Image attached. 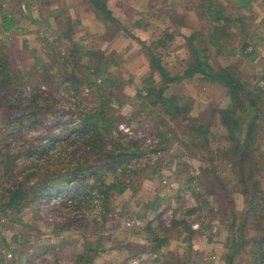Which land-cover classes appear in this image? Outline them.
I'll use <instances>...</instances> for the list:
<instances>
[{
	"label": "rangeland",
	"instance_id": "rangeland-1",
	"mask_svg": "<svg viewBox=\"0 0 264 264\" xmlns=\"http://www.w3.org/2000/svg\"><path fill=\"white\" fill-rule=\"evenodd\" d=\"M128 1L123 0V3ZM199 1L165 0L167 4H162L161 0H155L142 5L141 0H135L130 6L132 12L129 18L123 10L113 11V19L116 22L110 20L109 23L101 17L98 19L94 11L93 14L85 12L86 9H95L91 4L92 0H0V26L3 18L1 13L8 17L13 16L17 22L12 32L0 31V42L5 48L4 53H10L11 56L8 57L13 66L25 73L23 75L30 76L32 86H37V83L44 79L37 78L34 73V69L37 67L38 70L39 66L38 60L37 64L34 60L33 52L38 58L46 60L48 57L45 53L46 42L54 44L56 51L62 54L72 47L69 40L59 42L58 25L51 19L50 24L53 27L48 28L45 17L52 10L60 7L69 8L71 17L80 21L79 28L82 30L74 40L80 42L82 46L80 48L85 49L87 55L80 66H71L66 70L71 73L74 69L79 76L83 74L91 77L93 72L88 74L87 65L91 64L94 67L98 64L91 56L99 54L103 57L101 61L106 64V74L113 79L104 90L114 91L111 106L116 110V116L123 117L119 131L128 137L141 138L144 148L153 149L155 140L148 137L146 132L152 131L155 120L149 119L150 108L144 107L136 99L137 88L142 87L141 82L150 74L149 57L142 43L150 46L167 28L173 29L175 26L171 18L175 14L187 16L185 26L181 27L179 24L174 28L180 29V35L178 34L170 45L171 49L157 51L159 56H164L163 63L171 76L182 75V70L193 58L189 46L186 45V38L190 36L191 30L206 28V32H209L213 28L212 25L207 26L205 19H199L196 11L191 9L192 4L197 5ZM221 1L229 10L233 8L232 2ZM104 2L107 5L108 0ZM238 17L244 19L247 32L243 33L238 25L239 29L231 32L235 37L229 39L223 49L224 55L211 56V63L214 67L235 66L249 90L257 88L264 90V0H255L251 8L233 15L235 19ZM81 19L88 20L89 23H83ZM94 23L97 25L91 27ZM89 24L91 25L88 27ZM105 24L111 25L113 29L109 31L108 27L106 30ZM85 25L88 28H85ZM123 29L128 30V34ZM244 46H247V52L255 51L256 54L249 59L241 56ZM233 47L237 49V55L230 57L228 52ZM215 53L216 51H211V54ZM59 69L60 66L55 67L54 72ZM104 78L106 77H100L98 81ZM156 80L157 83L161 82L158 75ZM129 81L133 84L127 85ZM43 87L49 89L50 86L44 83ZM117 87H120L118 92ZM170 88L166 93L167 97L174 93L182 104L190 105L194 119L206 122L211 119L213 111L227 107L230 102L226 89L210 83L202 84L200 77L186 78ZM79 95L84 98L91 96L95 102L94 105H88L86 101L84 106L97 107L100 102L97 90L89 88L87 82L81 86ZM59 99L62 100L65 109H69L75 103L66 92H62ZM119 100L124 103L123 106ZM218 123L219 116H214L210 130L225 141L228 133L225 127ZM142 124L146 129L141 127ZM3 126L4 122L0 119V128ZM44 133L42 128L37 130L31 128L25 130L23 137L16 139L11 137L8 142L19 151L24 143L34 141ZM212 145L215 147L214 142ZM258 145H260L258 155H262L264 159V123L259 128V142L256 146ZM158 159L162 166L161 176L152 175L148 170V176L141 175L135 180L134 185L138 186V192L133 195L128 191L122 196H115V203H110L108 211L107 202L96 190L92 194V203L83 204L79 209L73 205L63 206L59 203L60 195H57L49 202L41 203L37 208L26 209L20 216L21 223H18L15 217L1 219L0 264H182L183 261L187 262L188 257H191V261L186 264H227L230 257H233L232 264H254L253 248L256 245L250 241L261 233L250 227L247 233L249 243L242 245L240 250H237L238 254L229 253L232 240L229 216L232 208L229 205L221 208L219 206L221 202L214 195L215 188L210 190L206 188L209 180L204 181L200 176L201 170L218 168L213 175L216 173L217 178L228 188L226 193L223 189L218 192L223 193L225 197H229L230 192L233 194L237 206L235 216L239 224L247 208V194L243 191L235 162L225 159L215 163L216 166L213 167L207 161L193 158L180 143L175 142L162 157L160 154L149 153L140 158L139 163L142 166L146 164L154 166ZM184 164L189 168H185ZM187 169L190 173L184 174ZM125 178L127 182L130 179L128 174ZM188 178L194 179L192 185H189ZM113 179L114 176L107 175L108 182H112ZM257 180L261 182L260 190L264 193V172L259 174ZM93 182V179L89 180V183ZM85 184L88 183L76 186L81 188ZM202 188L206 189L200 198H197L194 192L201 191ZM211 209L214 210L213 213H210ZM190 210L194 212L188 214ZM183 220L195 231L200 230L202 223L208 224V221L211 222V228L205 235L198 236L189 243L188 235L182 226L176 227L179 231L173 230L174 221ZM66 222L71 225L70 228L58 232L60 228L57 224L62 226ZM149 224L161 236L169 230L167 235L173 236L169 247L153 253V244L150 241L154 236L147 230ZM250 224L255 225V222L252 220ZM258 224L264 226V221ZM235 231L236 227L233 233ZM100 242L104 245L103 249L98 248ZM191 246L193 253L190 251ZM118 247L123 249L118 250Z\"/></svg>",
	"mask_w": 264,
	"mask_h": 264
},
{
	"label": "trees",
	"instance_id": "trees-1",
	"mask_svg": "<svg viewBox=\"0 0 264 264\" xmlns=\"http://www.w3.org/2000/svg\"><path fill=\"white\" fill-rule=\"evenodd\" d=\"M92 1L98 19L101 17L106 22H116L105 0ZM163 1L165 0H162V3ZM228 1L233 3L230 10L221 0H200L197 5L192 4L191 9L196 11L197 17L205 19L207 26L212 25L213 28L209 32H206V28L191 30L190 36L186 38V45L189 46L193 58L182 70V75L171 76L163 63L164 56H159L157 51L171 49L170 45L176 36L180 35V29L174 28L179 24L181 27L185 26L187 16L175 14L171 18L175 26L173 29L167 28L150 46L142 43L149 57L150 74L141 82L142 87L137 88L136 99L144 107L150 108L149 119L155 120L152 131L146 132L148 137L155 140L153 149L144 148L141 138L128 137L119 131L123 117L116 116V110L111 106L114 91L104 90L113 79L106 74V64L101 61L103 57L89 53L98 61L94 67L87 65L88 74L93 72L91 77L83 74L79 76L74 69L76 74L66 70L71 66H80L87 55L86 50L80 48V42L74 40L82 30L79 28L80 21L71 17L69 8L60 7L48 12L45 17L48 28L52 26L51 19L58 25L59 42L69 40L72 47L62 54L56 51L54 44L46 42V60L38 58L33 52L34 60L36 64L38 60L39 66L38 70L37 67L34 69V73L37 78L44 79L40 80L37 86H32L31 77L23 75L25 73L13 66L8 57L11 56L10 53H4L5 48L0 42V119L4 122V126L0 128V221L15 217L17 222L21 223L20 216L26 209L37 208L57 195H60L59 203L63 206L73 205L79 209L83 204L92 203V194L96 190L107 202L108 211L110 203H115V196H122L128 191L133 195L138 192V186L134 185L135 180L141 175L148 176V170L152 175L161 176L160 159L154 166H142L139 163L140 158L149 153L160 154L162 157L169 147L178 142L193 158L207 161L213 167L216 166L215 163L225 159L235 162L243 191L247 194V208L239 224L235 216L237 206L233 194L230 192L229 197H225L223 193L218 192L220 189H223L224 193L228 190L226 184L217 178L216 173L213 175L218 168L201 170L200 176L204 181L209 180L206 188H215L214 195L221 202L219 206L224 208L229 205L232 208L229 216L232 231L229 253H237L242 245L249 243L247 233L252 227L262 234L250 241L256 245L252 259L254 264H264V226L258 224L264 221V193L260 190L261 182L257 180L259 174L264 172V159L262 155H258L260 145L256 146L259 142V128L264 123V90H249L235 66L214 67L211 63V56L224 55L223 49L228 40L235 37L231 32H235L239 26L243 33L247 32L244 19H235L233 15L251 8L255 0ZM1 15L3 18L0 31L12 32L17 26L16 20L13 16L8 17L3 13ZM104 26L106 30L108 27L109 31L113 29L109 24ZM124 29L128 34V30ZM212 50L216 51L214 55L211 54ZM236 52L237 49L233 47L228 55L236 56ZM255 54V51L247 52V46H244L241 52V56L248 59ZM57 66H60V69L54 72ZM157 75L160 77V83H157ZM100 77L106 78L98 81ZM194 77H200L202 84L210 83L226 89L230 101L227 107L213 111L211 119L207 122L194 119L190 105L182 104L174 93L171 97L166 96L173 84L175 86L186 78ZM85 82L89 88L97 90L100 97L97 107L84 106L86 101L88 105L95 103L91 96L84 98L79 95ZM44 83L50 86L49 89L43 87ZM132 84V81L127 83ZM116 89L118 92L120 87ZM62 92L70 94V99L75 102L69 109H65L59 99ZM120 105L123 106L124 103L120 101ZM214 116H219L218 125L225 127L228 133L225 141L210 130ZM141 127L146 129L143 124ZM31 128H42L45 133L32 142L24 143L23 147L16 151L8 139L21 138L25 130ZM184 166L189 168L187 164ZM188 173V169L184 171V174ZM108 174L114 176L112 182H108ZM127 174L130 178L128 182L125 180ZM91 179L94 180L93 183H89ZM188 179L189 185H192L194 179ZM85 182L88 184L82 185L81 188L76 186ZM206 188L194 192L197 198H200ZM193 212L194 210H190L187 213ZM213 212L211 209L210 213ZM252 220L255 225L250 224ZM210 223H202L200 230L195 231L185 220L174 221L173 230L179 231L176 227L182 226L188 235L189 243H192L196 237L205 235L211 228ZM70 226L67 222L62 226L57 224L60 228L58 232H64ZM235 227L236 231L233 233ZM147 230L154 236L150 241L153 244V253L170 246L173 236L167 235L169 230H166L164 236L153 230L150 224ZM98 248H104L102 242L98 244ZM190 251L194 252L192 246ZM228 260L227 264H232L233 257ZM1 261L2 259L0 263ZM190 261L191 257H188L187 262Z\"/></svg>",
	"mask_w": 264,
	"mask_h": 264
},
{
	"label": "crops",
	"instance_id": "crops-1",
	"mask_svg": "<svg viewBox=\"0 0 264 264\" xmlns=\"http://www.w3.org/2000/svg\"><path fill=\"white\" fill-rule=\"evenodd\" d=\"M106 1V0H105ZM151 1H155V0H141V4L142 5H144V4H146V3H149V2H151ZM159 1V0H158ZM79 2V1H78ZM161 2H162V0H161ZM110 3H111V6H110ZM135 3V0H129L127 3L125 2V3H123V0H108V2H107V5L109 6V11H111L112 12V14H113V11L115 12V11H119V10H123L124 11V13H125V15L127 16V18H129L130 16H131V9H130V6L132 5V4H134ZM92 5H93V3H91ZM162 4H167L165 1H163V3ZM156 6H159V5H156ZM170 6H171V4H170ZM172 7V6H171ZM154 10V12H155V10H156V8L155 9H153ZM166 12H168V10L167 9H164ZM89 12L90 14L94 11V10H88V9H86L85 10V12ZM162 11H163V7H162ZM170 11V10H169ZM157 12H158V10H157ZM168 13H170V12H168ZM93 14V13H92ZM94 17V16H93ZM96 17V16H95ZM88 18V17H87ZM89 19V18H88ZM97 19V18H96ZM81 21L83 22V23H85V22H88V20H82L81 19ZM89 23V22H88ZM91 24H89L88 25V27L90 26ZM94 26H91V27H95L97 24L96 23H94L93 24ZM85 28H88L87 27V25H85L84 26Z\"/></svg>",
	"mask_w": 264,
	"mask_h": 264
}]
</instances>
